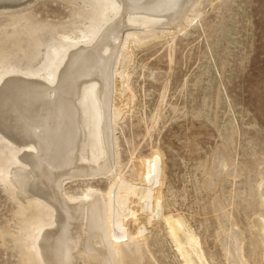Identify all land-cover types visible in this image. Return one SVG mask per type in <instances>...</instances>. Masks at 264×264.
<instances>
[{
    "label": "bare ground",
    "instance_id": "1",
    "mask_svg": "<svg viewBox=\"0 0 264 264\" xmlns=\"http://www.w3.org/2000/svg\"><path fill=\"white\" fill-rule=\"evenodd\" d=\"M65 1L81 6L85 32L54 38L39 67L0 63V187L26 225L0 230V244L6 237L18 244L21 264H160L144 233L149 225L139 222L132 234L118 220L127 224L143 191L121 176L117 113L130 89L135 50L189 34L194 18L205 16L203 3L214 0ZM36 3L0 0V17ZM10 24L15 28L18 20ZM4 27L0 23V31ZM36 45L43 46L39 39ZM100 182L114 191L68 192L69 186ZM257 216L251 227L264 240V215ZM159 231L177 264H251L245 241L233 230L221 228L204 242L185 215L168 211ZM222 234L228 248L221 246ZM210 240L221 247L219 260L208 257Z\"/></svg>",
    "mask_w": 264,
    "mask_h": 264
},
{
    "label": "rangeland",
    "instance_id": "2",
    "mask_svg": "<svg viewBox=\"0 0 264 264\" xmlns=\"http://www.w3.org/2000/svg\"><path fill=\"white\" fill-rule=\"evenodd\" d=\"M203 5L205 16L194 18L189 34L135 50L117 127L121 176L140 183L143 195L127 224L118 220L132 234L139 222L149 225L144 233L160 264H177L159 231L168 211L185 215L202 240L233 230L245 241L249 262L264 264L263 236L251 227L264 215L258 186L264 177V0ZM81 9L65 0H37L1 16L8 27L0 31V63L39 67L54 38L85 32ZM93 187L114 191L100 182L68 192L87 196ZM11 202L0 187V230L17 232L26 225ZM220 239L228 248V236ZM207 244L208 257L219 260L220 245ZM0 264H21L10 237L0 244Z\"/></svg>",
    "mask_w": 264,
    "mask_h": 264
}]
</instances>
